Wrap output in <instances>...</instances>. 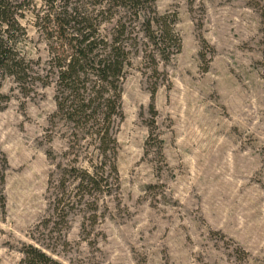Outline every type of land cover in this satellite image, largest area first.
<instances>
[{
	"label": "rangeland",
	"instance_id": "1",
	"mask_svg": "<svg viewBox=\"0 0 264 264\" xmlns=\"http://www.w3.org/2000/svg\"><path fill=\"white\" fill-rule=\"evenodd\" d=\"M9 2L0 32L22 70L0 71V264L28 246L58 264H264V0ZM74 15L94 54L126 52L107 122L66 115L59 22L72 39ZM85 79L96 107L109 94ZM107 127L109 168L77 190Z\"/></svg>",
	"mask_w": 264,
	"mask_h": 264
},
{
	"label": "trees",
	"instance_id": "2",
	"mask_svg": "<svg viewBox=\"0 0 264 264\" xmlns=\"http://www.w3.org/2000/svg\"><path fill=\"white\" fill-rule=\"evenodd\" d=\"M119 1L121 3L127 1L130 4L135 3L136 6L141 3V0H108L110 4ZM11 9H13V6L9 0H0V25L3 24L7 27L6 33H8V28L12 29L14 26H16L15 21L12 20L13 12H11ZM66 19L67 17L59 22V28L61 30L59 32V39L67 42L72 51L71 55L63 59L57 74L60 84H63L65 90L69 91L75 97L73 102H71L72 105L66 106V115H68L69 120L73 121L75 119V122L78 123L81 120L87 121L88 119H95L98 113L101 112V121H110V119L116 115V109L119 108V79L121 77V72L124 69V59L126 52H124V50H122L119 45L114 43L108 48V51L103 56L94 54V49L96 48L95 40L93 38L94 31L92 30L91 25L87 24V19L80 18L77 15H74V19L71 21L75 22L74 25L83 23L84 26L80 28V30H74V38L66 40L65 36H63L64 34H62L64 32L63 27H66V25L69 23V21ZM78 19H80V21H78ZM160 28L161 35L156 37L158 42L160 41V38L163 40V38L167 34L169 35L170 32V30L166 31L165 27L162 28L161 26ZM63 37L65 40H63ZM8 44L9 41H3V35H1L0 32V71L7 72L9 75L19 78L21 75L20 73L22 70V63L19 60H16L15 55L12 52V48L8 46ZM154 44H157L155 42V38ZM89 71H91V75L96 78L98 83H100L102 90L107 91L109 94V96L105 99L100 98L96 107L92 106L90 103H85L82 97H80L78 94L80 89L77 87V85L79 83L81 85L87 82L85 76ZM81 77H83L82 80ZM101 101L102 104H100ZM57 106L59 110L63 109L62 103L57 104ZM101 129H99L96 133V137L99 141L98 156L101 157V160L99 161V169H93L87 174L84 173L81 177V181H79L77 184V190L82 188L83 183L86 187L90 186L91 189L98 187L100 179L97 177L103 175L104 168H109V166H107L108 164H106V160L109 152L112 154L115 152V140L108 136V127L103 128L102 130ZM111 170L112 172L116 173L113 164L111 166ZM84 179L86 180L84 181ZM2 183L3 176L0 178V184ZM3 206L4 201L0 195V207L2 208ZM23 256L24 257L20 261V264H58L44 253L31 246L26 247Z\"/></svg>",
	"mask_w": 264,
	"mask_h": 264
}]
</instances>
